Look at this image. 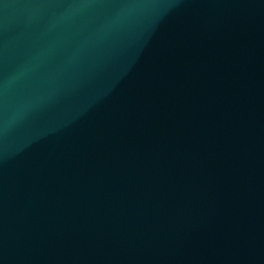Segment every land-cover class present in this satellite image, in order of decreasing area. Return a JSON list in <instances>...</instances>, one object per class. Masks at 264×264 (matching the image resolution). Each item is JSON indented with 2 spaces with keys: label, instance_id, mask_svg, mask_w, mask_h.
Segmentation results:
<instances>
[{
  "label": "water",
  "instance_id": "water-1",
  "mask_svg": "<svg viewBox=\"0 0 264 264\" xmlns=\"http://www.w3.org/2000/svg\"><path fill=\"white\" fill-rule=\"evenodd\" d=\"M0 264H264V0H0Z\"/></svg>",
  "mask_w": 264,
  "mask_h": 264
}]
</instances>
